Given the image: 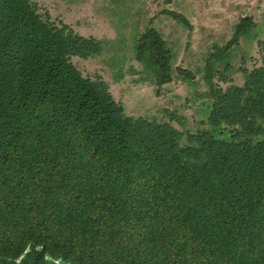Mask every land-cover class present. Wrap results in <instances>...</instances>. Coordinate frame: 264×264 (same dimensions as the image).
I'll return each mask as SVG.
<instances>
[{
  "label": "trees",
  "instance_id": "obj_1",
  "mask_svg": "<svg viewBox=\"0 0 264 264\" xmlns=\"http://www.w3.org/2000/svg\"><path fill=\"white\" fill-rule=\"evenodd\" d=\"M255 28L240 19L207 55L196 100L209 112L188 130L176 112L128 116L72 62L111 51L114 68L115 42L0 0V264H264V41L260 67L233 64ZM174 60L155 29L136 36L132 61L157 96L195 81Z\"/></svg>",
  "mask_w": 264,
  "mask_h": 264
},
{
  "label": "rangeland",
  "instance_id": "obj_2",
  "mask_svg": "<svg viewBox=\"0 0 264 264\" xmlns=\"http://www.w3.org/2000/svg\"><path fill=\"white\" fill-rule=\"evenodd\" d=\"M49 13L53 21L70 26L86 38L116 43L118 64L112 68L113 53L88 60L72 59L83 76L105 81L116 102L131 117L156 118L168 122L164 111L176 112L184 127L194 129L209 112V104L196 100L206 91L202 81L203 66L214 46L225 45L232 36L234 26L245 17L256 25L253 37L241 39L235 69L248 70L262 65L257 41H264V0H30ZM175 12L186 19L180 25L164 11ZM144 28L158 31L173 51V68L193 73L194 83L177 77L164 86L157 96L149 83L140 82L141 67L132 61V45ZM242 58L245 62L242 63ZM120 72L121 76L115 77ZM233 84L241 85L243 76L234 71ZM220 86L225 87L220 84ZM172 126L183 128L173 122Z\"/></svg>",
  "mask_w": 264,
  "mask_h": 264
}]
</instances>
